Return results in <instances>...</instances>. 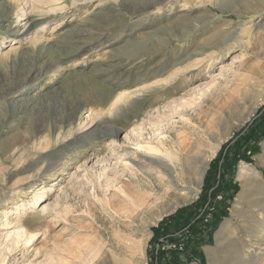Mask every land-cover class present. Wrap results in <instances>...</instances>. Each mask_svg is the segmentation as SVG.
<instances>
[{
  "label": "rangeland",
  "instance_id": "374dc122",
  "mask_svg": "<svg viewBox=\"0 0 264 264\" xmlns=\"http://www.w3.org/2000/svg\"><path fill=\"white\" fill-rule=\"evenodd\" d=\"M0 52V167L13 171L9 178L0 171L1 239L8 230L2 223L15 215L12 206L32 194L29 183H15L40 167L54 168L30 188L44 185L40 203H48L44 212H33L24 220L36 238L7 253L3 240V264L38 260L44 252L57 255L60 241L67 237L97 247L110 264H152L162 249L172 248L170 237L151 240L153 229L159 231L166 219L187 212L222 144L234 141L264 108L263 99L253 111L264 95V75L254 79L258 68L264 74V0H0ZM254 83L258 91L242 100V89ZM136 90L139 95L132 103L108 112L118 94ZM190 96L194 103L184 118L173 115L171 132L185 118L194 121L199 111L205 122L214 113L222 116L217 134L228 133L207 164L200 191L159 219H138L131 228L119 225V204L111 196L128 175L122 172L121 149L110 156L106 145L113 139L117 145L124 143L137 119L146 114L157 118L173 101ZM110 125L117 129L115 135ZM207 140L211 144L212 138ZM250 155L251 162L240 160L235 166L237 191L227 214L210 242L196 248L203 264H209L210 253L217 251L216 234L227 218L224 236L233 240L218 251L215 264L231 263L239 245L247 258L241 264H264V240L256 237V229L264 233V226L253 201L264 197V136ZM241 162L259 172L263 192L251 193L247 200L252 202L231 217L241 190ZM104 165L111 186L106 187L103 176L93 191L87 177L100 173ZM93 195L113 198L115 206L103 207ZM195 263L201 264L196 259L188 262Z\"/></svg>",
  "mask_w": 264,
  "mask_h": 264
},
{
  "label": "bare ground",
  "instance_id": "6f19581e",
  "mask_svg": "<svg viewBox=\"0 0 264 264\" xmlns=\"http://www.w3.org/2000/svg\"><path fill=\"white\" fill-rule=\"evenodd\" d=\"M41 1L42 0H40V2ZM11 44L14 46V48L17 47L15 46V42ZM261 68H263V66H261L260 69ZM261 70L259 71L258 68V72H256V75L258 76H256V78L254 77L255 81L259 77H262L264 75L263 71ZM253 73L255 72L253 71ZM170 80L171 78L167 79L166 82ZM257 85L258 83L249 84L244 88V90L242 89V100L246 96H250L255 93V91H258L255 88V86ZM138 92L139 90L128 94H118L109 105L108 112L114 114L116 110H118L122 105H125L129 102L132 103L135 100L134 98L139 95ZM193 98L194 97L191 98L190 96L180 98V100H177V102L173 101L169 110L167 112H160L157 115V118H152L150 117V115L146 114L144 117L137 119L134 122V126L129 129V132L126 136L127 140H125L124 143L117 145V140L113 139L111 140L110 144L106 145L107 150L110 151V156L112 154L119 155L121 149L122 152H120L121 154L118 157H120V161L122 164V172H126L128 175V180L125 182L122 181V183L124 184H121L118 189L115 186L116 189L119 190V192H113L111 196L113 198H116L115 200H117V204H119V208L117 207V209L119 210H115L118 216L119 225H126L131 228L132 224L138 219H150L153 217H155V219H159L163 213L167 212L168 209H170V207L177 205V203H179V201L181 200H187L198 191H200L199 187L201 186L207 164L210 158L215 155L217 149L220 147V144L226 138L228 133L224 132V134H217L216 130L219 120H221L220 117L222 116H219L218 113H214L211 115V119L208 122H205L199 117V111L196 112L194 121L190 118H185V120L183 119L184 122L180 124V127L174 129V131L171 132L173 129L170 130V128H172L173 125L176 124V122H174L173 124V115L179 113V115L184 118L183 113L187 112L188 107H190L195 101ZM263 99L264 95L258 101V105L253 111L256 110ZM223 103L225 102L223 101ZM229 106L231 105L229 104ZM236 107L238 106L236 105ZM110 127L111 134L115 135L117 129L113 125H110ZM88 132L93 133L92 130H89ZM209 137L212 138L211 144H207V139ZM109 158L110 157H108V159ZM33 165V162H31V169ZM50 169L54 168L49 166H45V168L40 167L33 173L29 174L25 179L18 180L15 183L16 185L19 183H29L27 188L32 194L30 198L21 200L20 204H17L16 206L11 205L12 208H14L13 210L15 215L12 219L8 218L9 220L6 219V221L2 223V226L8 228V230H6L5 234L3 235V238L1 239L0 237V246L1 244H3L2 241L4 240L3 248H6V253L9 249L10 251L12 249H18L21 243L24 244V246L28 245L33 239L36 238V233L30 232L27 229L24 224V220L27 222V219H29L28 216H30L33 212H44L48 207V203H40V201H42V197L44 196V192L46 191L44 185L37 186L36 189L34 187V189L30 188H32L33 184L40 178H42L43 174H45ZM106 170L107 166L104 165L100 173H91L92 177H87L93 191L96 187L95 184L100 181L99 179L103 176H105L106 178V187L108 188L109 186H111L112 181L106 175ZM0 171L8 178L13 172H11L8 167L2 169L0 167ZM258 173L259 172H257L248 164L244 162L240 163L237 171V179L240 181L241 190L235 198V201L233 202V205L230 209L231 217L237 215V213L240 212L239 210L241 209L242 205L252 202L251 200H247L251 193L263 192L262 180ZM120 182L121 181H119L118 184ZM0 185H2L1 180ZM93 196H95V199L103 207L109 206L110 208L111 205L115 206V204H111L113 198L111 200L110 198L106 199V197L105 199H101L97 195ZM253 201L254 204L257 205V210L260 211V215L262 217V219L258 217V220H260V223L264 226V197H258ZM41 204L42 206L39 208ZM56 205L57 204H55V206ZM58 215L59 213L57 214V216ZM228 221H230V218H227L222 223L220 231L216 234L217 251L214 250L210 253L209 264L218 263L216 262L218 251H220L221 248L225 247L228 241L231 242L233 240L230 235L227 237L224 236V230L227 226ZM256 232L259 233V235H257L256 237L259 240H264V233H262L261 230L259 231L257 229ZM81 241H75L73 238L67 237L60 241L61 249L57 255H54L52 252H44L43 256H41V259L29 260L23 262L22 264H110L109 261L105 258L106 255L97 251V247L94 248L90 246V243H87L85 241H83L85 242V246H83V244H81ZM99 242L101 243L102 241L100 240ZM98 243H96V246L100 244ZM244 245L253 250L255 248L245 242ZM241 248L242 247L240 245L235 248V251H233V258H231L232 262L229 264H241L242 261H246L247 258L240 254ZM4 257V250L0 249V264H3L2 261ZM226 260H229V256L226 258Z\"/></svg>",
  "mask_w": 264,
  "mask_h": 264
},
{
  "label": "trees",
  "instance_id": "16d2710c",
  "mask_svg": "<svg viewBox=\"0 0 264 264\" xmlns=\"http://www.w3.org/2000/svg\"><path fill=\"white\" fill-rule=\"evenodd\" d=\"M263 136L264 108L234 141L222 144L209 164L198 199L191 207H186L187 212L182 217L166 219L158 226L160 232L158 228L153 229L151 240L158 236L170 237L172 248L162 249L152 264H188L192 259L204 263L202 253L196 248L210 242L219 220L227 214L230 200L237 191L233 180L235 166L240 160L251 162L250 153L257 151V143Z\"/></svg>",
  "mask_w": 264,
  "mask_h": 264
}]
</instances>
